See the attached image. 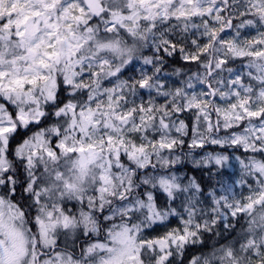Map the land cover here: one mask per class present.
Listing matches in <instances>:
<instances>
[{"label":"clouds","instance_id":"9594fccd","mask_svg":"<svg viewBox=\"0 0 264 264\" xmlns=\"http://www.w3.org/2000/svg\"><path fill=\"white\" fill-rule=\"evenodd\" d=\"M0 264H264V0H0Z\"/></svg>","mask_w":264,"mask_h":264}]
</instances>
